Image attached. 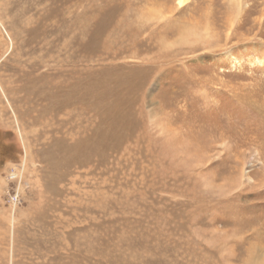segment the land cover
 <instances>
[{
    "label": "rangeland",
    "instance_id": "1",
    "mask_svg": "<svg viewBox=\"0 0 264 264\" xmlns=\"http://www.w3.org/2000/svg\"><path fill=\"white\" fill-rule=\"evenodd\" d=\"M176 4L0 0V264H264V0Z\"/></svg>",
    "mask_w": 264,
    "mask_h": 264
},
{
    "label": "bare ground",
    "instance_id": "2",
    "mask_svg": "<svg viewBox=\"0 0 264 264\" xmlns=\"http://www.w3.org/2000/svg\"><path fill=\"white\" fill-rule=\"evenodd\" d=\"M188 2V0H177V8L180 9L182 8L186 3ZM14 175H11V177H14ZM10 177V180H13L12 178Z\"/></svg>",
    "mask_w": 264,
    "mask_h": 264
}]
</instances>
